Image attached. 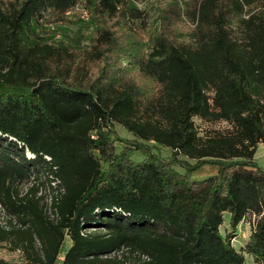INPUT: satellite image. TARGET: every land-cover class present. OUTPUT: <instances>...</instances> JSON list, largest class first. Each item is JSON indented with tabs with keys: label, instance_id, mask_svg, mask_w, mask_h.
<instances>
[{
	"label": "trees",
	"instance_id": "16d2710c",
	"mask_svg": "<svg viewBox=\"0 0 264 264\" xmlns=\"http://www.w3.org/2000/svg\"><path fill=\"white\" fill-rule=\"evenodd\" d=\"M79 1L0 2V203L20 224L0 226V245L20 250L22 264H57L67 238L61 264L264 262L255 158L264 143V0L175 2L163 19L185 14L195 25L188 37L164 24L142 40L143 0H89L108 23L88 60L107 47L115 58L87 82L69 51L36 33L47 14ZM114 18L126 28L118 36ZM195 118L232 129L201 135ZM115 124L137 148L109 141ZM226 213L232 228L254 219L239 250L220 231Z\"/></svg>",
	"mask_w": 264,
	"mask_h": 264
},
{
	"label": "rangeland",
	"instance_id": "374dc122",
	"mask_svg": "<svg viewBox=\"0 0 264 264\" xmlns=\"http://www.w3.org/2000/svg\"><path fill=\"white\" fill-rule=\"evenodd\" d=\"M11 1L15 0H0L3 5H8ZM175 2H178L180 5L184 4L183 0H143L137 3V7L144 11L146 25L147 28L144 30H139L140 32V40L147 39L148 35L152 31H156L162 28L164 24H172L170 28L171 34L176 37H180L186 39L189 35V31L194 28V24H192L185 14H182V21H177L176 16H171V21H165L163 16L167 14L170 7L174 5ZM89 0H80L79 4L73 8L72 10L66 12L63 15H50L47 14L42 22L36 23L37 32L39 37L44 43H48L54 46L58 51H69L72 54V57L68 58V61L72 63V67L74 70V74L80 78L82 74L80 72L85 70V76H82L81 79L87 82L88 80H93L97 76H99L102 70L107 67L106 65H110L112 67L109 60H113L115 58V53L112 51L113 47H107V50L103 51L101 55H99L101 60H97L92 63V61L88 60V54L93 47V43L95 38L98 36V30L107 24L105 18L102 17L101 14L95 12V9L89 7ZM182 9V8H181ZM173 10L176 9L174 8ZM181 11V10H180ZM182 12V11H181ZM184 12V11H183ZM117 19H111L110 25L112 30L117 34L126 31V28H120L115 26ZM138 27H141L143 24L138 22ZM105 47V46H104ZM103 47V48H104ZM107 51V52H106ZM103 54L105 56H103ZM124 66L126 69L133 68L130 67V62L124 60ZM110 63V64H108ZM108 67V68H110ZM140 83L149 84L145 79L138 80ZM195 122L198 130L201 135H207V133H215V132H226L227 130L232 129L230 123L226 121H216V122H208L199 118H195ZM110 142L116 141L118 147H121V142H127V144L131 146L136 145V140L132 133L127 131L122 125L115 124L111 138H109ZM151 145L152 144L151 142ZM155 146V145H154ZM160 154V156L168 158L171 156V150L166 149L164 147H158L155 150ZM136 157L139 154L136 152ZM180 158L184 159V157L180 156ZM257 163L264 168V143H260L257 147L256 155H255ZM193 163V161H191ZM207 171V168H206ZM31 185V181H28L18 187V190L21 193H25L28 187ZM50 200V197L47 196ZM225 221L223 225L220 227V231L222 235L233 234V239L231 240L232 245L236 249H240L242 245L249 238L252 228L254 227V219L247 218L245 221H242L237 228H232L229 224V214L226 213ZM257 220V218H256ZM70 245V240L67 238L61 254L59 256V260L57 264H61L62 257L66 249H68ZM0 258L8 261L11 264H22L25 262V257L20 250H13L9 244H1L0 245ZM246 260L248 264H255L253 259L246 255ZM264 264V262L260 263Z\"/></svg>",
	"mask_w": 264,
	"mask_h": 264
},
{
	"label": "built area",
	"instance_id": "2783aa9c",
	"mask_svg": "<svg viewBox=\"0 0 264 264\" xmlns=\"http://www.w3.org/2000/svg\"><path fill=\"white\" fill-rule=\"evenodd\" d=\"M9 222H12V225L20 226L16 217L9 215L5 207L0 203V226L9 229L11 227Z\"/></svg>",
	"mask_w": 264,
	"mask_h": 264
}]
</instances>
